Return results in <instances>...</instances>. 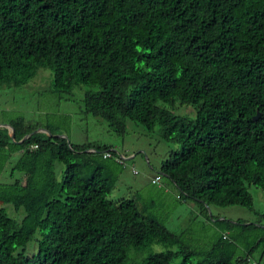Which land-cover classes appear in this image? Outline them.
Wrapping results in <instances>:
<instances>
[{
	"label": "trees",
	"instance_id": "16d2710c",
	"mask_svg": "<svg viewBox=\"0 0 264 264\" xmlns=\"http://www.w3.org/2000/svg\"><path fill=\"white\" fill-rule=\"evenodd\" d=\"M41 67L53 92L86 85L84 112L118 135L158 124L179 144L159 174L197 212L172 231L137 193L109 199L114 150L16 115L13 137L0 127V264H127L132 248L149 252L130 264H248L264 227L208 211L253 210L248 186L264 189V0H0V86ZM197 214L213 233H193Z\"/></svg>",
	"mask_w": 264,
	"mask_h": 264
},
{
	"label": "rangeland",
	"instance_id": "374dc122",
	"mask_svg": "<svg viewBox=\"0 0 264 264\" xmlns=\"http://www.w3.org/2000/svg\"><path fill=\"white\" fill-rule=\"evenodd\" d=\"M52 71L50 68H39L36 75L27 83L14 86H0V125L7 124L16 115L35 121L40 124L57 126L61 136L72 144L91 143L93 145H107L110 150L122 156L123 162L118 165L111 159L113 169L118 174L115 186L108 198L115 201L121 197H130L137 193L142 204L153 203L154 210L162 216L166 226L172 231H179L188 225V217H192L191 210L197 212L195 205L190 201L177 198V190L169 184L165 177L159 183H153L152 178L159 174L162 159L171 149H178L179 144L167 142L159 135V125L152 131L144 125L131 120L126 121L124 135L114 133L107 122L98 116L84 112L83 93L86 85L76 86L70 94L57 93L51 90ZM177 115L192 117L195 108L192 105L162 104ZM9 132L12 128L7 126ZM63 164L56 163V173L60 176ZM248 190L253 200V210L240 205L226 207H212L208 213L220 214L232 222L255 223L264 227V189L250 184ZM3 205L0 203V206ZM9 210H11L9 208ZM214 232L210 222L202 215L197 214L196 222L191 225L193 233L203 237L204 230ZM241 232L240 227L237 233ZM260 232V230H259ZM261 234H264L262 230ZM243 245V244H242ZM36 243L28 246L32 252ZM151 250L160 251L163 247L153 245ZM128 256V263L141 259L149 250L135 254L132 248ZM251 258L264 264V242L258 245L251 253Z\"/></svg>",
	"mask_w": 264,
	"mask_h": 264
},
{
	"label": "built area",
	"instance_id": "2783aa9c",
	"mask_svg": "<svg viewBox=\"0 0 264 264\" xmlns=\"http://www.w3.org/2000/svg\"><path fill=\"white\" fill-rule=\"evenodd\" d=\"M110 156H111L110 151H104L103 152V157H110ZM115 160L120 162V163L123 162V158L120 155L118 157H115ZM160 180H161L160 174H157L155 177L152 178L153 183H159ZM247 262H248V264H260L259 262H257V260L251 258L250 256L247 257Z\"/></svg>",
	"mask_w": 264,
	"mask_h": 264
},
{
	"label": "water",
	"instance_id": "95a60500",
	"mask_svg": "<svg viewBox=\"0 0 264 264\" xmlns=\"http://www.w3.org/2000/svg\"><path fill=\"white\" fill-rule=\"evenodd\" d=\"M1 126H9V127H11L10 125H8V124H4V125H0V127ZM12 128V127H11ZM36 131H44V132H47V133H49L48 132V130L47 129H44V128H37V129H35L33 132H36ZM10 135H11V137H13L14 136V132H13V128H12V132L10 133ZM28 136V134L27 135H25L20 141H22L24 138H26ZM59 136H61V135H59ZM19 141V142H20ZM68 141V140H67ZM69 142V141H68ZM89 150V149H88ZM91 150H93V149H91Z\"/></svg>",
	"mask_w": 264,
	"mask_h": 264
}]
</instances>
